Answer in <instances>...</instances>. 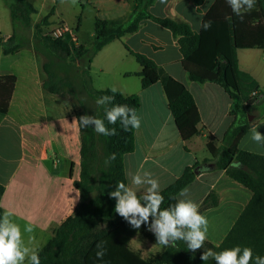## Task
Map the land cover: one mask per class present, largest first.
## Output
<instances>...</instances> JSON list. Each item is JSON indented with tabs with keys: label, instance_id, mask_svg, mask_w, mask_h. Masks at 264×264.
Instances as JSON below:
<instances>
[{
	"label": "crops",
	"instance_id": "1",
	"mask_svg": "<svg viewBox=\"0 0 264 264\" xmlns=\"http://www.w3.org/2000/svg\"><path fill=\"white\" fill-rule=\"evenodd\" d=\"M3 1L9 10L8 3L15 0ZM29 1L38 11L33 18H43L55 7L51 26H67L72 34L78 15L83 16L88 7L93 8L95 19L99 17L128 25L136 15L137 6L136 0H77L72 7L76 23L71 25L64 17L67 5L62 7L64 2L61 0ZM217 1L204 0L197 6L193 0H166V3L153 0L148 11L156 17L186 22L198 33L201 22ZM81 29L82 23L78 32L74 30L77 37ZM12 33V22L9 32H3L0 26V38L6 39ZM77 44L90 49L80 40ZM126 47L152 59L186 86L201 118L198 136L187 142L182 140L162 84L158 82L147 89L142 88L137 74L143 68ZM238 58L240 70L249 74L264 91V50H239ZM90 74L97 90L115 87L125 96L138 95L140 98L138 116L141 125L135 129V150L124 156L127 186L135 187L131 184L132 174L149 171L159 180L161 190L166 189L187 167L211 159L208 141L219 146L233 122L230 96L218 84L191 81L182 66L178 38L153 20L141 21L137 32L113 41L100 51L93 59ZM7 75H15L17 82L8 114L0 124V184L5 186L0 205L4 213H13L11 219L20 226L25 246L39 254L54 237L55 229L73 215L79 204L80 192L75 182L81 175V131L74 122L76 112L58 96L44 90L43 61L33 47L6 56L0 43V77ZM261 116L240 141L239 148L264 156V146L251 140L254 128L264 134ZM209 165L205 164L206 171L199 173L187 187L189 198L199 205L211 192L218 194L219 204L202 213L209 220L206 241L217 246L229 234L253 193L224 171L208 168ZM137 191L140 193L143 188ZM29 222L34 227L32 233L24 231ZM25 264H28L27 260Z\"/></svg>",
	"mask_w": 264,
	"mask_h": 264
},
{
	"label": "trees",
	"instance_id": "2",
	"mask_svg": "<svg viewBox=\"0 0 264 264\" xmlns=\"http://www.w3.org/2000/svg\"><path fill=\"white\" fill-rule=\"evenodd\" d=\"M152 1L136 0V15L128 25L97 17L94 41L89 49L76 45L70 33L60 38L44 34L43 28L52 25L50 18L55 13V7L40 22L33 24V15L38 12L35 6L29 0H15L8 3L13 33L6 39L0 38L3 53L6 56L14 55L25 47H31L21 42L17 22L33 27L32 47L45 58L43 71L46 79L43 88L50 94L74 100L77 118L96 115L103 119L105 108L98 106L96 100L105 95H114L113 104H126L134 108L138 115V95L125 96L119 90L112 93L110 88H94L91 64L95 56L113 41L137 32L141 21L150 19L162 25L178 38L182 66L189 79L201 84H218L230 96L233 122L219 146L208 141L211 159L187 167L180 178L161 191L164 196L161 208L174 204L176 201L172 197H176L181 189L196 179V171L205 172V164L209 163L214 165L215 170L224 171L229 178L249 189L253 193L252 199L219 247L206 241L204 248L193 253L187 249L185 242L177 241L175 247H163L161 252L145 257L141 251L132 248V241L142 235L157 242L154 233L148 230L147 225H142L138 230L132 228L115 213L116 201L109 197L117 182L122 181L127 185L124 156L135 150V129L125 131L117 122L107 125L116 129V135L105 137L91 127H80L81 175L75 182L80 201L73 215L55 229L54 237L39 252L41 264H216L214 260L204 262L200 259L205 249L219 252L237 245L250 247L254 257H264V156L239 148L240 141L257 119L249 120L250 112L255 108L254 100L264 99V91L249 74L240 70L238 58L239 50H264V0H256L254 9L245 12L242 20L233 14L226 0H218L203 20L211 21V27L208 30L201 28L198 33L186 22L152 15L148 11ZM193 1L199 6L204 0ZM144 4L145 8L141 10ZM81 23L82 14L77 17L75 31H79ZM126 48L143 68L137 74L141 78L142 88L147 89L158 82L162 84L182 140L187 142L198 136L201 118L195 99L186 86L168 75L152 59ZM16 82L15 75L0 77V124L8 114ZM80 90L96 104L95 110L81 100ZM245 92L251 95L256 93V97L245 98ZM185 149L188 150L187 147ZM112 153L116 154V159L106 165L105 160ZM234 162L239 167L231 166ZM4 193L5 186L0 184V202ZM218 204V194L211 192L199 211L202 214ZM3 215L0 205V217ZM101 240L107 242L102 261L97 260L95 255L96 244Z\"/></svg>",
	"mask_w": 264,
	"mask_h": 264
},
{
	"label": "clouds",
	"instance_id": "3",
	"mask_svg": "<svg viewBox=\"0 0 264 264\" xmlns=\"http://www.w3.org/2000/svg\"><path fill=\"white\" fill-rule=\"evenodd\" d=\"M64 0H61L63 3ZM234 15L243 19L245 12H250L256 6V0H226ZM73 5L77 0H71ZM166 3V0H160ZM211 21H202L201 27L208 30ZM116 93L115 87L110 90ZM114 95H105L97 98L96 104L104 106L105 117L82 115L74 118L81 128L91 127L97 134L105 137L116 135L115 128L107 125H115L119 122L125 131L139 129L141 125L140 117L134 108L124 104H113ZM108 105H112L108 107ZM107 121V124L105 123ZM251 140L258 145L264 146V134L257 129L252 130ZM116 159V154H110L105 164H110ZM234 167H239L233 163ZM131 184L135 187L127 186L124 182H117L115 190L109 193V197L115 199L114 211L122 217L134 229H140L142 225H147L148 230L154 233L157 244L163 247H175L177 241H183L187 249L195 253L204 248L208 239L209 220L200 213V205L190 199V189L186 186L179 191L176 197H172L176 202L169 207L162 209L164 196L161 194V185L158 179L153 178L149 171H137L131 175ZM143 188L138 193L137 189ZM13 213L6 211L0 217V264H41L39 254L25 246L21 228L12 219ZM151 218V220H150ZM24 231L32 233L34 227L31 222L26 224ZM106 241L101 240L96 244V258L103 260L106 254ZM219 247V245H217ZM200 259L204 262L214 260L216 264H264V257L259 255L254 257L250 247L239 245L226 248L222 251H213L207 248L201 254Z\"/></svg>",
	"mask_w": 264,
	"mask_h": 264
},
{
	"label": "rangeland",
	"instance_id": "4",
	"mask_svg": "<svg viewBox=\"0 0 264 264\" xmlns=\"http://www.w3.org/2000/svg\"><path fill=\"white\" fill-rule=\"evenodd\" d=\"M7 2H11L13 0H6ZM67 7L64 9V17L66 21L74 25L76 23L74 10L72 7L74 6L71 3V0H66L63 3L62 7ZM76 5V4H75ZM42 18L40 17H34L33 18V24L40 22ZM53 20H57L56 17L53 18ZM94 22H95V15L93 8L88 7L86 11L84 12V15L82 16V29L77 37L76 33L74 32L75 29H73V34L77 38V43L80 40V42L85 43L88 47L92 48L93 45V36L95 33L94 29ZM56 24V23H55ZM61 25V23H60ZM0 26L1 30L3 32H9L11 30V21H10V12L5 7V2L3 0H0ZM69 26V25H68ZM70 27V26H69ZM58 28V26H50V27H44V34L52 35L54 34V31ZM71 28V27H70ZM17 32L21 36V42L26 45H30L31 47L34 45V37H33V27H26L21 22H17ZM79 39V40H78ZM79 45V44H78ZM39 57L42 59L43 63L45 61V58L39 54ZM261 60V59H260ZM79 97L82 101L87 103L88 107H90L92 110H95L96 104L90 100V98L85 94L84 91H79ZM250 93L245 92L244 96L245 98H250ZM59 100L64 102L68 108H70L72 111L77 112V107L74 102L69 97H58ZM255 102V108L252 109L251 117L252 121H254L256 118L260 117L264 114V99H258L254 100ZM132 248L134 250H139L142 252L143 256L150 257L153 256L159 252L162 251L163 246L157 244V242H153L147 238H145L142 235H138L133 241H132Z\"/></svg>",
	"mask_w": 264,
	"mask_h": 264
},
{
	"label": "built area",
	"instance_id": "5",
	"mask_svg": "<svg viewBox=\"0 0 264 264\" xmlns=\"http://www.w3.org/2000/svg\"><path fill=\"white\" fill-rule=\"evenodd\" d=\"M65 33H70L72 35L73 41L77 44V38L72 34V31L67 27V26H59L53 34L54 38H60L62 37ZM256 97V93L253 94L252 98Z\"/></svg>",
	"mask_w": 264,
	"mask_h": 264
},
{
	"label": "water",
	"instance_id": "6",
	"mask_svg": "<svg viewBox=\"0 0 264 264\" xmlns=\"http://www.w3.org/2000/svg\"><path fill=\"white\" fill-rule=\"evenodd\" d=\"M249 120L252 121V117L251 116H249ZM207 167L210 168V169H213L214 168V165L213 164H210ZM196 173L199 174L200 172L196 171Z\"/></svg>",
	"mask_w": 264,
	"mask_h": 264
}]
</instances>
